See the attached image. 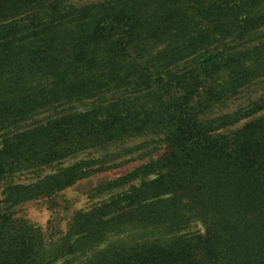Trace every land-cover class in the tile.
<instances>
[{
    "label": "trees",
    "instance_id": "16d2710c",
    "mask_svg": "<svg viewBox=\"0 0 264 264\" xmlns=\"http://www.w3.org/2000/svg\"><path fill=\"white\" fill-rule=\"evenodd\" d=\"M72 1L0 0V264H264V93L227 106L264 83V0ZM133 161L53 249L14 218Z\"/></svg>",
    "mask_w": 264,
    "mask_h": 264
},
{
    "label": "rangeland",
    "instance_id": "374dc122",
    "mask_svg": "<svg viewBox=\"0 0 264 264\" xmlns=\"http://www.w3.org/2000/svg\"><path fill=\"white\" fill-rule=\"evenodd\" d=\"M72 2L83 3L84 1L73 0ZM261 93H264V83L258 86H254L253 88L243 92V94L238 96L236 99L230 100L227 104L228 109H233L238 104H243L244 102H246V100L253 99ZM242 124L243 123L237 125L236 127H239ZM157 140V137L148 135L144 137L142 136L125 140L123 145H125L126 147H130L148 142L150 144V150L155 148L150 152L149 157L156 159L167 153V149L165 148V146L158 144ZM72 162H74V160L67 162V164ZM141 162L142 161H133L123 166L100 172L98 174H95L94 176L77 182L74 186L58 193L52 198L41 199L21 205L13 210L14 218L32 224L35 227L39 228L41 234L45 238L47 246L50 249H53L54 246L59 242V240L65 236L72 221V217L75 215V213L89 211L100 202L120 191L113 190L95 196L93 193L95 188L128 173L133 168L139 166ZM50 172L51 170L49 169L38 173L24 172L13 176L7 182H12L13 184H29L36 181L38 178L49 174ZM191 226L192 231L201 229L200 225L196 223L192 224ZM101 246L102 245H100L99 247L101 248ZM67 258V260L73 259L71 257ZM64 262L65 259H59L54 264H62Z\"/></svg>",
    "mask_w": 264,
    "mask_h": 264
}]
</instances>
